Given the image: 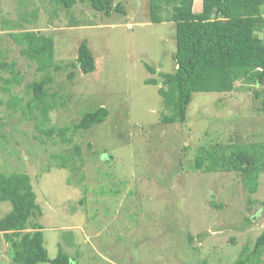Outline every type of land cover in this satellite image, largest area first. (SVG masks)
Instances as JSON below:
<instances>
[{
    "label": "rangeland",
    "instance_id": "rangeland-1",
    "mask_svg": "<svg viewBox=\"0 0 264 264\" xmlns=\"http://www.w3.org/2000/svg\"><path fill=\"white\" fill-rule=\"evenodd\" d=\"M115 1L125 13L106 15L87 2L0 0V171L31 175L51 258L63 248L76 264H233L264 230V172L251 194L237 172L190 165L199 144L264 141L260 99L238 81L232 92L195 93L186 123H163V83H145L161 79L146 65L174 71L176 24L151 22L150 0ZM27 30L54 39L55 63L76 62L84 40L96 58V70H77L74 80L63 73L76 70L68 66L55 73L52 92L60 95L47 118L40 109L24 115L41 72L11 33ZM100 106L108 117L73 143L48 133ZM75 145L81 169L59 168L54 156L72 155ZM11 209L0 203V218ZM11 251L0 232V264H16Z\"/></svg>",
    "mask_w": 264,
    "mask_h": 264
},
{
    "label": "trees",
    "instance_id": "trees-1",
    "mask_svg": "<svg viewBox=\"0 0 264 264\" xmlns=\"http://www.w3.org/2000/svg\"><path fill=\"white\" fill-rule=\"evenodd\" d=\"M52 1L66 7L87 2L106 15L115 11L126 12L122 2L115 0ZM202 4V10L195 11L194 0H150L151 22H174L177 30L174 71L157 72L154 66L146 65L152 74L158 73L161 79L147 78L145 83H163L158 92L168 111L161 119L165 124L186 123L195 93L232 92L237 89L238 81L253 90L264 113V0H202ZM11 36L22 47L21 54L35 62L41 72L40 77L28 86L31 96L24 107L26 117L35 109H40L47 118L50 110L58 106L55 101L60 94L52 92L57 71L66 66L67 69H76L63 71H68L67 78L71 81L75 79L77 70L91 73L97 68L96 58L86 40L79 46L77 61L63 65L55 63L52 37L34 30L13 32ZM1 66L7 67L4 63ZM13 75L14 81L21 82L17 72L13 71ZM17 104V100L12 103L13 106ZM109 113L107 107L100 106L83 114L72 126L53 128L48 133H57L66 144H71L77 133L102 123ZM0 138L3 137L0 135ZM75 156L81 159L79 145H75L72 155L54 157H57L59 168L76 171L81 168L74 163ZM190 167L202 172H237L245 188L254 194L259 187V176L264 172V141L199 144ZM5 201L11 203L12 209L0 218V232L10 244V256L14 263L76 264L63 248L56 257L49 256L44 226L39 221L43 209L37 202V193L28 172L0 171V203ZM249 201L254 203L257 199ZM216 207L222 208L223 203H218ZM193 239L194 236L189 235V240ZM263 255L264 230L253 248L245 246L233 264H261Z\"/></svg>",
    "mask_w": 264,
    "mask_h": 264
},
{
    "label": "crops",
    "instance_id": "crops-1",
    "mask_svg": "<svg viewBox=\"0 0 264 264\" xmlns=\"http://www.w3.org/2000/svg\"><path fill=\"white\" fill-rule=\"evenodd\" d=\"M195 1V0H194ZM196 5V7L199 9V10H197V11H201L202 10V7H203V4H202V1H201V5H200V3H195L194 2V6Z\"/></svg>",
    "mask_w": 264,
    "mask_h": 264
}]
</instances>
